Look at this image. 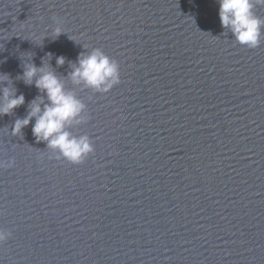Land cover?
<instances>
[{"label":"water","instance_id":"95a60500","mask_svg":"<svg viewBox=\"0 0 264 264\" xmlns=\"http://www.w3.org/2000/svg\"><path fill=\"white\" fill-rule=\"evenodd\" d=\"M218 10L217 0H0V73L26 101L0 117V160L15 161L0 169V227L12 232L0 264H264V37L240 46ZM84 47L119 63L106 94L66 79ZM31 57L52 59L87 105L90 119L70 129L94 142L82 164L49 158L31 123L10 134L38 95L15 80Z\"/></svg>","mask_w":264,"mask_h":264},{"label":"clouds","instance_id":"9594fccd","mask_svg":"<svg viewBox=\"0 0 264 264\" xmlns=\"http://www.w3.org/2000/svg\"><path fill=\"white\" fill-rule=\"evenodd\" d=\"M218 15L222 28L233 36L234 41L243 47L256 48L264 37V18L255 12L257 6L264 7V0H217ZM53 34L58 38L63 31L62 22L54 17ZM72 40V39H71ZM80 52L75 61H68L71 71L66 79L81 90H90L93 94H106L121 82L119 63L109 57L101 48ZM45 56L55 57L56 66L66 63L64 55L52 52ZM44 56V57H45ZM44 57L41 66L30 59L22 60V74L15 80L22 81L26 86H35L38 90L32 100L27 103V115L16 118L11 128L12 136L23 137V129L30 123L32 134L37 143L46 144L50 157L67 160L79 165L94 153V142L87 134L76 135L70 129L86 123L90 117L87 105L76 92L69 89L57 73L50 61L46 67ZM14 85L9 73H0V117L13 115L14 110L25 105V95ZM92 97L89 96L88 99ZM34 120V123H32ZM14 159L7 162L0 160V169L11 168ZM12 237V232L0 227V244Z\"/></svg>","mask_w":264,"mask_h":264}]
</instances>
